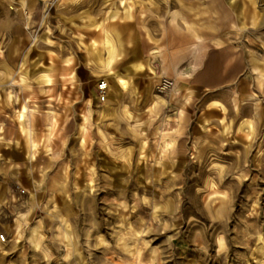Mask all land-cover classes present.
Returning <instances> with one entry per match:
<instances>
[{
	"label": "rangeland",
	"instance_id": "rangeland-1",
	"mask_svg": "<svg viewBox=\"0 0 264 264\" xmlns=\"http://www.w3.org/2000/svg\"><path fill=\"white\" fill-rule=\"evenodd\" d=\"M230 1L0 0V264H264V0Z\"/></svg>",
	"mask_w": 264,
	"mask_h": 264
},
{
	"label": "crops",
	"instance_id": "crops-1",
	"mask_svg": "<svg viewBox=\"0 0 264 264\" xmlns=\"http://www.w3.org/2000/svg\"><path fill=\"white\" fill-rule=\"evenodd\" d=\"M228 3V6L226 5ZM210 7L218 16H223V8H227L229 15L233 11H236V17L241 15V11H237L236 2L230 0H210ZM223 22V21H222ZM223 25V23H221ZM225 25V24H224ZM229 72L226 69L225 64L219 63L218 55L213 54L206 58L200 67V71L197 73V78L201 80L205 86L214 88L225 84L228 81ZM216 102V101H214Z\"/></svg>",
	"mask_w": 264,
	"mask_h": 264
},
{
	"label": "bare ground",
	"instance_id": "bare-ground-1",
	"mask_svg": "<svg viewBox=\"0 0 264 264\" xmlns=\"http://www.w3.org/2000/svg\"><path fill=\"white\" fill-rule=\"evenodd\" d=\"M105 42H106V44H109L110 43V41H109V39L107 37L105 39ZM112 79L114 80V82L116 84H121V85L125 84L124 83V80L121 77H119V76H114V78H112ZM27 112H28V106L26 104L22 105V107L19 109V116H18L19 117V120H21V121L24 120V117H25V115H26ZM32 146L34 147L35 146V143H32Z\"/></svg>",
	"mask_w": 264,
	"mask_h": 264
},
{
	"label": "built area",
	"instance_id": "built-area-1",
	"mask_svg": "<svg viewBox=\"0 0 264 264\" xmlns=\"http://www.w3.org/2000/svg\"><path fill=\"white\" fill-rule=\"evenodd\" d=\"M163 84L166 85V81ZM97 89L99 92L100 99L103 100L105 97L106 89H107V82L104 80H101L100 82H98ZM0 240L1 241L5 240V236L3 234H0Z\"/></svg>",
	"mask_w": 264,
	"mask_h": 264
}]
</instances>
